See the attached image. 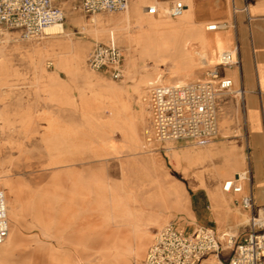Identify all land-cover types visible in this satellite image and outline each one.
<instances>
[{"label": "rangeland", "instance_id": "1", "mask_svg": "<svg viewBox=\"0 0 264 264\" xmlns=\"http://www.w3.org/2000/svg\"><path fill=\"white\" fill-rule=\"evenodd\" d=\"M176 1L196 7L197 0H134L127 12L95 15L76 9L74 0H57L55 4L65 15V33L61 35L25 38L19 31L0 27V188L8 202L9 237L14 232L18 235L16 248L0 245V264H143L156 233L153 229H161L170 222L178 223L185 217L191 222L185 232L191 233L198 227L212 230L222 243L221 261L230 257L234 244L229 237L236 239L237 232L217 231L206 212L186 213L185 205L187 196L193 192L190 188L193 179L207 180L225 196L223 184L234 180V176L220 182L214 179L224 158L233 162L242 153L243 160L246 159L243 117L220 120L218 136L206 147L186 141L148 144L145 138L151 125L150 88L204 81L209 71L217 70V55L233 49L232 43L222 48L204 46L201 38L203 34L211 41L223 40L225 30H206L213 22L226 23L230 35L234 15L230 0V19L226 22L214 19L200 24L196 10L190 26L179 19L146 14L148 5L156 2L167 7ZM143 2L145 7L134 14L135 5ZM148 21L181 29L172 35L146 27ZM100 22L102 25H98ZM140 25H145V29ZM55 43H63L73 50L61 55L50 51L39 62H32L34 51L50 48ZM111 43L124 56L123 76L119 80L93 72L87 65L95 45ZM184 53L192 56L191 62L179 61L175 65L172 57ZM188 65L191 74L184 78L182 69ZM181 78L184 80L179 83ZM143 96L146 98L144 112ZM73 103L75 109L79 106L75 117L71 112ZM124 105L137 117L136 125L124 123ZM55 106L59 116L52 112ZM57 118H60L58 126L51 134L59 145L50 149L46 146V138L51 135L46 133V125ZM115 133L124 138L123 202L132 212L125 221L124 204L122 207L114 204L107 213H94V209L106 210V206L92 207L89 195L91 143L101 142ZM219 145L221 149L217 150ZM184 151L197 160L208 157L210 166L202 167L198 161L187 172L182 169L177 172L172 160ZM217 154L221 157L219 161ZM158 169L166 175L165 179L181 182L185 189L171 187L172 195L164 193L159 188V175L155 172ZM239 174L241 178L246 177L244 171ZM47 186L58 193H67L71 204L77 196L79 207L72 206L64 212L36 213L39 208L34 206L35 196ZM76 209L81 212H68ZM164 216L168 220L157 226L158 219ZM249 220L250 217L245 222L247 231ZM213 258V264H224Z\"/></svg>", "mask_w": 264, "mask_h": 264}, {"label": "built area", "instance_id": "2", "mask_svg": "<svg viewBox=\"0 0 264 264\" xmlns=\"http://www.w3.org/2000/svg\"><path fill=\"white\" fill-rule=\"evenodd\" d=\"M57 0H0V27L16 30L25 38L44 35L52 25H63L64 11L55 4ZM134 0H74L75 8L84 14L124 13ZM189 9L183 1L161 7L153 3L145 8L150 17L165 16L181 18ZM236 8L234 7V10ZM239 10L238 8L236 11ZM241 12L248 14L247 0ZM226 23L213 22L206 27L208 32L227 29ZM237 49L223 51L217 55V70L209 71L207 79L195 83L159 85L151 87L148 95L151 125L145 138L148 144L167 141H186L198 147L210 145L218 136L219 97L224 94L240 98L243 91H233V83L222 75V71L237 65ZM88 68L119 80L123 76L124 56L114 43L97 44L91 51ZM264 94V93H263ZM237 175L223 184L225 193H241ZM244 209L253 210L252 196L241 200ZM10 234L8 202L0 188V245ZM234 244L231 257L224 264H264V208L257 210L249 220V230ZM222 243L220 237L210 229L198 227L187 233L173 223L157 230L149 246L143 264H200L206 258H219Z\"/></svg>", "mask_w": 264, "mask_h": 264}, {"label": "crops", "instance_id": "3", "mask_svg": "<svg viewBox=\"0 0 264 264\" xmlns=\"http://www.w3.org/2000/svg\"><path fill=\"white\" fill-rule=\"evenodd\" d=\"M230 1L234 11L231 20L232 31L229 35L228 28L225 29L224 33L226 34L223 35V42L224 45L232 43L233 49H237L238 63L222 71V75L232 81V90H242L243 96L242 98L232 94L220 96L218 121L223 118L235 120L239 115L243 117L246 141L243 154L246 155V159L243 160L242 153L238 154V159L233 162H229L227 157L222 158L223 164L218 168L219 173L214 182H220L231 176L236 178L242 171L245 172L246 177L240 182L242 192L237 194L225 193L226 197L220 193L218 187L215 188L213 184L210 185L205 179L201 182L191 180V184L195 187H190L193 188V192L187 196L185 212L193 213L194 210L200 211V213L206 212L209 215L208 221L215 224L217 231H236L238 237L234 238V242H237L248 229L245 223L247 218H251L257 210L264 208V0H247L248 14L240 11L244 6V0ZM195 4L200 24L214 19H220L219 21L224 22L230 19L229 0H197ZM234 7L239 10H234ZM60 100L63 101V99ZM66 101H71V99ZM74 101L75 98L72 102ZM54 108L55 110L52 112L59 116L58 106ZM78 108V104L75 109L73 103L71 111L73 117L78 113ZM60 118L46 125L48 128L46 133L54 134L55 126H58V119ZM52 134L50 138H46V146L50 149L54 148L55 144L56 146L59 145L57 140L54 141ZM91 145H93V154L88 168L89 195L92 199V207L106 206V210L94 209V213H107L108 208L113 207L114 204L121 205V207L124 204V138L115 133L108 135L101 142L96 140V143H91ZM219 149H221V145L217 147V150ZM216 159L219 161L221 157L217 154ZM198 161L202 167L208 168L210 166L208 157L203 156L197 160L187 151L174 158L172 164L176 171L182 169L187 172L190 166ZM159 169L155 172L156 175H159V188L163 189L164 193L172 195L171 187H183L185 189L183 183H172L165 179L166 175ZM198 184L200 186L196 187ZM157 193H160V189L157 190ZM248 196L253 197V210L244 209L241 205V200ZM35 197L34 206L39 208L38 211H35L36 213L64 212L66 208L72 206L78 208L80 205V199L76 198L77 196L72 197L74 201L71 204L67 193H58L48 186L41 190L40 195ZM68 212L79 213L81 211L76 209ZM167 220V216L160 217L156 225L159 226ZM170 223L175 224L178 229L183 231H186V228L191 224L187 217L178 223ZM213 257H208L201 264H213ZM230 257L223 258L222 261L220 257L218 259L221 263H226Z\"/></svg>", "mask_w": 264, "mask_h": 264}, {"label": "bare ground", "instance_id": "4", "mask_svg": "<svg viewBox=\"0 0 264 264\" xmlns=\"http://www.w3.org/2000/svg\"><path fill=\"white\" fill-rule=\"evenodd\" d=\"M140 4L141 5H138V6L135 5L136 7L134 9V14H136V15L138 14V10L140 8L142 9L145 7L146 3L143 2ZM188 6H189V9L181 18H179V20L182 21V23H184L185 25L190 26V24H192L193 21L195 20L196 8L193 4L188 5ZM98 25H102V22H100ZM144 26L145 25H142L141 29H145ZM146 27H148L150 29L165 30V31H168L169 33H171L172 35L174 32H177L181 29L179 27L167 28V27L163 26V24H161V23H155L152 21H148ZM63 33H65L64 25L59 24V25H52V26L46 28L44 35L49 36V37H55V36L61 35ZM202 35H201V38L203 39L202 41H203L204 46H211L214 48H222L223 47L224 42L221 38L217 39V41H213V40L211 41V40H208V38L205 35H203V37H202ZM72 50H73V48L68 46V45H65L63 43H55V44H52L50 48H43V50H41V51H34L32 53V62H39L41 60V58L47 52H50V51L54 52L55 54L61 55L64 52H68V51H72ZM190 60H192V56L189 54H185V53L183 55H180V57H172V61L174 62L175 65H177V62L178 63H180V62H183V63L191 62ZM154 68L157 69V65H155ZM190 72H191L190 65H188L182 69V73H183L184 78H189L190 74H191ZM184 78L179 79L178 82L181 83L184 80ZM143 101L145 102V106L142 109L144 112L145 108H146V98L144 96H143ZM147 110H148V108H147ZM125 122H129L132 125H136V122H137V117L130 112L129 106H126V105H124V123ZM12 213H14L13 210H12ZM131 213L132 212L130 210V207L128 206V204L126 202H124V221L126 220V218H128L129 214H131ZM5 244H6V247H8V248H11V249L16 248V246L18 244L17 232L12 233L11 236L8 237V239L6 240V242L3 245H5Z\"/></svg>", "mask_w": 264, "mask_h": 264}]
</instances>
